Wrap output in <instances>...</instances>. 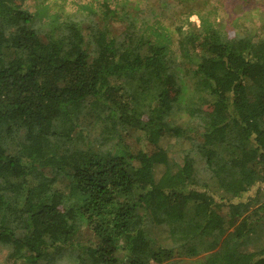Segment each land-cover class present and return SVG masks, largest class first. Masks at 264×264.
Returning <instances> with one entry per match:
<instances>
[{
  "label": "trees",
  "instance_id": "1",
  "mask_svg": "<svg viewBox=\"0 0 264 264\" xmlns=\"http://www.w3.org/2000/svg\"><path fill=\"white\" fill-rule=\"evenodd\" d=\"M128 1L48 14L42 36L24 0H0V244L11 264L64 247L91 264H264V201L243 199L264 182V37L212 9L141 22Z\"/></svg>",
  "mask_w": 264,
  "mask_h": 264
},
{
  "label": "rangeland",
  "instance_id": "2",
  "mask_svg": "<svg viewBox=\"0 0 264 264\" xmlns=\"http://www.w3.org/2000/svg\"><path fill=\"white\" fill-rule=\"evenodd\" d=\"M122 1V0H117ZM103 0H24L25 7L37 14L36 27L43 36L45 31H48V23L50 18L48 14H55L60 17V20L65 19L68 15H78L84 17L85 5L93 4L100 8ZM124 3V1H123ZM122 3V4H123ZM121 5V4H119ZM125 9L130 11L131 15L141 18V22H154L159 19L166 22H172L177 15L189 8L194 9H212L216 13L223 29L230 30L234 34L243 35L251 32L255 35L264 37V0H130L123 4ZM85 8V9H83ZM84 10V11H83ZM103 16H96V20L101 25L105 23L109 26L112 33L119 35L124 32L126 20H103ZM86 24V23H85ZM176 51L173 57L178 64H181L179 53L176 46H172ZM89 117L82 119V125L87 127ZM133 150L144 149L149 151L151 147L144 145L130 134L126 139ZM184 143V140H180ZM174 163L179 165L182 163V153L174 152L171 155ZM196 171L201 179L206 178L204 162L201 158L197 159ZM264 201V182L256 184L243 198L248 201L251 198ZM248 198V199H247ZM218 211L228 218L229 204L221 202L217 206ZM264 227L260 229L263 233ZM251 249V246L247 247ZM49 260L40 262L39 264H91V258L82 251V248L64 247L59 250L49 251ZM10 248L7 245L0 244V264H11L9 258ZM202 255L189 257L185 255H176L173 258L161 264H198Z\"/></svg>",
  "mask_w": 264,
  "mask_h": 264
}]
</instances>
